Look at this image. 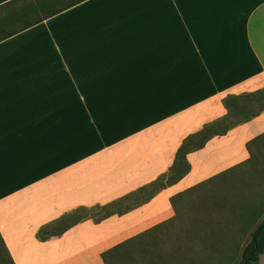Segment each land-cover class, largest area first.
I'll return each instance as SVG.
<instances>
[{"label":"crops","instance_id":"1","mask_svg":"<svg viewBox=\"0 0 264 264\" xmlns=\"http://www.w3.org/2000/svg\"><path fill=\"white\" fill-rule=\"evenodd\" d=\"M262 88L264 0H80L0 40L7 260L107 264L104 252L119 246L109 264H131L132 247L157 245L153 232L168 225L191 232L146 264L189 260L180 247L220 224L204 220L222 202L207 209L215 195L202 187L264 150V111L189 152L176 182L152 183L186 136L228 113L227 95ZM70 213L82 218L53 234Z\"/></svg>","mask_w":264,"mask_h":264},{"label":"rangeland","instance_id":"2","mask_svg":"<svg viewBox=\"0 0 264 264\" xmlns=\"http://www.w3.org/2000/svg\"><path fill=\"white\" fill-rule=\"evenodd\" d=\"M253 151L254 157L258 156V159L255 160L253 157L250 164L238 169L232 175L202 187L211 190L215 195L214 199L210 197L207 209L208 206L212 207L213 203L222 202L220 206L222 209L216 215L215 208L209 209L211 213H209L210 215L205 213L204 220L215 222L219 218L220 224L208 226L209 230L204 229L203 237H199L200 231H194L192 236L196 240V245L189 249L180 247V253L189 250L188 256L184 253L180 254L189 260L178 259L172 264H238L244 246L251 239V232L264 218V150ZM196 210L202 209L198 207ZM218 226L220 227L216 228ZM190 232L178 225L162 227L158 232L152 234L154 239L157 237V245L155 242L153 245V248L156 249L151 250L149 246H146L145 249L133 246L131 251L134 252V259L130 263L146 264L147 257L156 255H160L162 258L163 252L169 254L171 251L177 250L178 246L174 245L181 243ZM213 234H216L215 237ZM7 258L0 241V259H5L3 262L0 261V264H10ZM259 264H264V254L261 256Z\"/></svg>","mask_w":264,"mask_h":264},{"label":"trees","instance_id":"3","mask_svg":"<svg viewBox=\"0 0 264 264\" xmlns=\"http://www.w3.org/2000/svg\"><path fill=\"white\" fill-rule=\"evenodd\" d=\"M80 0H11L3 5H0V40H3L13 34L26 29L47 17L75 4ZM224 104L228 109V113L218 119H215L194 133L189 134L183 140L179 147L175 162L170 170L162 175L153 185L165 186L176 182L182 178L191 168L187 155L189 152L200 149L212 137L227 133L230 129L240 123L251 120L253 117L264 111V88L257 91L229 94L224 98ZM110 205L99 206V210H104ZM110 212H105L100 218L107 216ZM80 218H76L75 213L64 215L56 223H64L53 234H60ZM38 237L45 240L49 237L46 227H42L38 232ZM154 240L146 242L142 248L149 246L153 248ZM121 247H114L104 252L103 256L107 264H109L108 256L110 253L117 254ZM4 252H8L3 245ZM143 250V249H141ZM132 251H130V260L134 259ZM264 254V218L258 223L256 228L251 232L250 241L244 246L242 256L238 264H259L261 256ZM5 260V259H4ZM3 260V261H4ZM8 262L12 264V259L9 256Z\"/></svg>","mask_w":264,"mask_h":264}]
</instances>
